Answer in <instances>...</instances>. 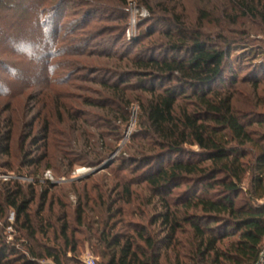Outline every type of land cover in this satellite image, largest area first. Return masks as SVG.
I'll use <instances>...</instances> for the list:
<instances>
[{"label":"rangeland","instance_id":"1","mask_svg":"<svg viewBox=\"0 0 264 264\" xmlns=\"http://www.w3.org/2000/svg\"><path fill=\"white\" fill-rule=\"evenodd\" d=\"M146 2L153 13L142 0H4L5 6L0 7V33L10 30L19 43L16 54L0 42V84H5L3 88L9 92V97L0 98V133L8 130L3 125L5 119L16 122L9 154L0 156V174L26 177L36 185L28 209L34 238L14 226V212L8 209L0 212V236L25 259L31 258V250L38 256L37 264H56L46 252L55 255L60 264H89L90 260L94 261L90 264H108L112 254L116 255L115 238L121 245L132 244L140 260L148 252L138 237L144 230L159 251V264H190V230L183 227L176 232L171 247L166 248L168 233L157 221L163 211L161 204L138 181V174H131L128 165L120 169L117 161L123 152L134 154L136 148V143L129 140L136 130L141 93L134 89L136 80L130 76L128 62L152 49L153 44H165L162 32L167 27L163 19L173 20L174 16L190 28H200L210 38L225 36L238 41L233 48L236 54L253 50L264 55V33L257 22L247 18H239L232 25L236 0ZM37 19L45 24L44 28H37ZM149 32L152 35L146 37ZM242 38L247 43L239 41ZM43 51L45 59L40 57ZM159 54L156 52V56ZM235 69L238 82L231 88L234 105L239 110L253 108L264 113V81L254 90L252 81L242 82L252 68L242 63ZM45 76H50V87H45ZM114 85L124 89L131 101L129 111H117L110 104L118 99L107 88ZM47 110L54 119L47 141L50 148L45 152L40 128ZM56 112L61 114V121ZM28 124H32L31 130ZM253 128L264 135V128ZM62 132L70 135L69 141H63L59 135ZM98 140H102L103 147ZM261 144L264 146V142ZM112 148L113 153L106 155ZM45 154L48 159H43ZM96 156L103 159L99 162ZM64 158L72 163L71 167ZM37 160L42 161L27 164ZM46 172L52 182L45 177ZM61 179L66 182L56 183ZM250 180L251 175H246L244 191L249 190ZM46 182L52 187L45 186ZM22 183L24 192L29 193L27 181ZM126 184L128 192L123 190ZM43 192H47L44 200ZM257 204L263 205L264 197ZM63 226L65 236L61 234Z\"/></svg>","mask_w":264,"mask_h":264},{"label":"trees","instance_id":"2","mask_svg":"<svg viewBox=\"0 0 264 264\" xmlns=\"http://www.w3.org/2000/svg\"><path fill=\"white\" fill-rule=\"evenodd\" d=\"M142 1L148 12L153 13L148 2ZM233 4L236 18L231 19L232 25H236L239 18H247L257 22L264 33V0H236ZM2 6H5L4 0H0ZM38 19L35 25L44 28L45 24ZM163 23L167 27L162 32L166 43L153 44L152 49L144 50L128 62L132 68L130 76L136 80L134 89L141 96L137 99L136 130L129 140L136 143V148L134 154L123 152L117 160L120 169L128 165L129 172L138 174V181L145 184L153 199L161 204L163 211L157 221L168 233L166 248L171 247L176 232L183 227L190 230L192 238L187 254L190 264H264V204H257L264 197V146L261 144L264 135L253 128H264V113H257L253 108L239 110L234 105L231 90L238 82L235 68L242 63L252 68L243 83L252 81L255 90L264 81V55L253 50L236 54L233 48L238 41L225 36L210 38L200 28L187 26L179 16H174L173 20L163 19ZM9 31L0 33V42L17 54L19 43ZM51 33L54 35V31ZM239 41L247 43L246 38ZM53 43L52 38L50 48ZM40 57L45 59L44 51ZM48 77L43 80L45 87L52 83ZM10 78L14 77L10 75ZM0 85V98L9 97V92L3 88L6 85ZM107 88L118 98L110 102L112 107L129 111L131 101L125 97L124 89H118L117 85ZM117 111L114 116H118ZM56 113L61 121V114ZM52 118L51 110L45 111V122L40 128L45 152L50 148L47 141L53 129ZM14 122L8 118L3 123L8 130L0 133V156L9 154L12 129L16 128ZM27 127L31 130L33 126L28 124ZM65 133L59 135L63 141H69L70 135ZM98 141L103 147L102 140ZM83 143L89 146L87 141ZM114 150L109 149L106 155ZM96 158H100L99 162L103 159ZM43 159H48L47 154ZM41 161L27 164L31 166ZM64 161L72 166L68 158ZM248 174L251 175L250 188L244 191L242 185ZM23 185L20 181L0 180V212L13 211L14 226L33 239L35 232L28 209L35 197L36 185L26 184L29 193L24 192ZM128 185L123 187L126 192ZM45 186L52 187L49 182ZM46 194L42 193V200ZM80 205L78 202L79 221ZM62 229L61 234L65 236V226ZM138 237L148 248L147 253L142 252V259L132 251V244L121 245L114 238L117 251L108 264H159V251L156 252L155 244L144 230ZM13 247L0 236V264H37L38 256L34 251L28 250L31 258L25 259ZM46 255L60 264L55 255L49 252Z\"/></svg>","mask_w":264,"mask_h":264},{"label":"built area","instance_id":"3","mask_svg":"<svg viewBox=\"0 0 264 264\" xmlns=\"http://www.w3.org/2000/svg\"><path fill=\"white\" fill-rule=\"evenodd\" d=\"M45 177L49 180V181H51L52 182V178H51V176H50V173L49 172H46L45 173ZM0 180H2V181H11V180H15V181H20V182H23V181H27V183L28 184H30V183H32V180L31 179H28V178H26V177H16V176H12V175H7V176H5V175H2V176H0ZM64 182H66V180L65 179H61V180H59L58 182H56V183H64ZM94 261L93 260H90L89 261V264L90 263H93Z\"/></svg>","mask_w":264,"mask_h":264},{"label":"bare ground","instance_id":"4","mask_svg":"<svg viewBox=\"0 0 264 264\" xmlns=\"http://www.w3.org/2000/svg\"><path fill=\"white\" fill-rule=\"evenodd\" d=\"M83 171V170H82Z\"/></svg>","mask_w":264,"mask_h":264}]
</instances>
